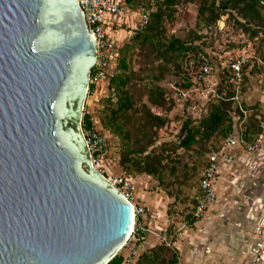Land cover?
Returning a JSON list of instances; mask_svg holds the SVG:
<instances>
[{"label":"water","instance_id":"95a60500","mask_svg":"<svg viewBox=\"0 0 264 264\" xmlns=\"http://www.w3.org/2000/svg\"><path fill=\"white\" fill-rule=\"evenodd\" d=\"M95 60L78 0H0V264H106L132 229L82 131Z\"/></svg>","mask_w":264,"mask_h":264},{"label":"trees","instance_id":"16d2710c","mask_svg":"<svg viewBox=\"0 0 264 264\" xmlns=\"http://www.w3.org/2000/svg\"><path fill=\"white\" fill-rule=\"evenodd\" d=\"M196 0H125L133 11L146 10L148 18L143 26L135 30L129 42L120 48V56L113 76L108 84V95L99 99V119L103 128L118 142L119 167L122 173L147 175L156 182L172 200L167 211L169 218L180 215L184 223L193 226L194 211L200 198V180L209 155L218 151L224 140L235 129L233 113L242 119L240 134L246 143L254 141L263 132L261 123L264 112L258 102L240 103L235 99V90L228 70L223 72L219 92L207 103L205 115L195 121L191 116L183 118L178 141L158 143L157 131L168 123L166 115L157 114L153 107L164 104L174 109L175 100L169 97L163 82L173 77L176 84L189 88L194 84L192 74L201 64V55L208 54V40L223 15L235 32L257 42L255 60L242 65L245 89L250 74L264 68V5L259 0H200L196 28L188 37L178 38L168 33L166 22L173 19L178 5ZM134 55H146L156 68L142 78L145 99H136L132 89L134 79L142 82L140 73L133 68ZM247 63V64H246ZM192 65V67H191ZM248 70V69H247ZM141 72V70L139 71ZM264 76V73L261 74ZM238 91V93L240 92ZM240 106L247 111L246 117ZM143 118V127L134 133L131 129L136 115ZM84 126L91 127V118L85 115ZM192 156V163L185 157ZM169 239L175 229L169 225ZM123 258L116 255L109 264H122ZM176 249L166 243L148 247L136 264H178Z\"/></svg>","mask_w":264,"mask_h":264},{"label":"built area","instance_id":"2783aa9c","mask_svg":"<svg viewBox=\"0 0 264 264\" xmlns=\"http://www.w3.org/2000/svg\"><path fill=\"white\" fill-rule=\"evenodd\" d=\"M259 1L264 5V0ZM78 3L84 17L86 29L94 36L96 48V60L89 74L87 99L93 93L98 92L99 89L108 86L113 76L121 48V43L114 39L113 34L123 27L124 23L121 20V16L129 8L125 0H78ZM134 12L136 13V21L133 26L135 31L140 29L146 22L149 12L146 10ZM228 29L227 16L223 15L214 27V31L225 33ZM231 52L221 56L220 59H223V61L220 63H223L222 69L228 70L231 82L238 93L243 83L242 65L248 61V57L245 55L235 57ZM201 60V66L193 71L194 84L191 89H179L175 85L172 86L175 106L181 118L186 117L190 110H195L198 107L196 102H193L191 107L188 105L190 100H192L191 93L197 89L196 86H201L212 74L218 71V66L210 55L202 54ZM235 99H237V94ZM85 109L84 105L83 111ZM88 112H90L89 109L86 115ZM84 116L83 112V118ZM83 118L82 131L93 167L118 189L133 209V229L116 254L123 257L125 264H130L142 250L147 232L144 224L146 209L140 204L138 197L137 179L139 175L122 173L113 178L106 177L101 165H104L109 157L110 144L108 139L110 135L108 131L98 126L99 122L97 119L91 118V127L87 128L84 126ZM261 127L264 129V122L261 123ZM263 140L264 137L261 133L254 141L246 143L240 132L235 130L224 140L218 151L209 155L200 180V198L194 211V217L197 221L204 219L209 209L217 202L215 184L219 168L221 165L230 166L234 163L233 150L238 146H242L248 153H258L262 151ZM263 257L264 232L261 239L251 247V259L247 264H259ZM109 262L106 264H109Z\"/></svg>","mask_w":264,"mask_h":264},{"label":"crops","instance_id":"0c3cea01","mask_svg":"<svg viewBox=\"0 0 264 264\" xmlns=\"http://www.w3.org/2000/svg\"><path fill=\"white\" fill-rule=\"evenodd\" d=\"M121 20L125 27L115 32L113 37L122 44L134 31L136 13L128 9ZM125 28L127 31H124ZM245 51L246 48L242 50L243 54ZM257 78L264 87V76ZM106 95L108 86L93 93L87 102L90 110L87 115L97 119L98 126L102 128L99 114L96 113V102ZM254 102H258L264 112V88ZM262 134L264 137V129ZM233 154L234 163L219 168L215 184L217 202L204 219L195 222L187 231L184 241L176 246L178 264H247L251 259V247L264 232V140L262 151L258 153H248L238 146ZM146 178L147 175H142L137 179L140 204L150 215L144 222L147 231L144 249L159 242V230L166 224L164 207L171 200L164 192L145 189L150 177ZM122 264H125L124 260ZM259 264H264V257Z\"/></svg>","mask_w":264,"mask_h":264},{"label":"rangeland","instance_id":"374dc122","mask_svg":"<svg viewBox=\"0 0 264 264\" xmlns=\"http://www.w3.org/2000/svg\"><path fill=\"white\" fill-rule=\"evenodd\" d=\"M199 3L200 0H196L193 3H181L180 5H178L174 18L169 19L166 22V27L170 35H174L178 38H185L188 37L191 34V32L195 30ZM124 27L125 26H123L122 28ZM228 27L229 29L225 33H219L213 31V33L210 34L211 37L208 40L209 44L207 45V48H205L207 50L208 55L212 57V59L215 61V64L218 66V71L212 74L206 82L201 84V86L199 85L196 86L197 89L191 93L192 100H190V104L188 105L189 107H191L193 102H196L198 107L195 110H190L187 116H191L195 121L200 120L201 117L205 115L207 103L210 101V99H213L214 97L223 96V94L219 92L220 90L219 87L224 75L223 72L225 70L222 69L223 63L220 62L223 61V59L221 60L220 57L232 51L231 53L235 57L240 55H246L248 57V60H252V61L255 60L257 42L255 40L247 39L241 32H235L229 24ZM124 31H127L126 28L124 29ZM133 33L134 31H132L131 36L133 35ZM131 36L129 37L128 40L123 42L121 46H123L124 43L129 42L131 40ZM249 47H251V49H248ZM245 48L247 49V51H245L243 54L242 50ZM150 60L151 58H147L146 55H142V56L134 55L133 57V68L136 72L140 73L141 78L147 73H151L152 71L155 70L156 63H151ZM247 69L245 70V73H247L248 75V80L245 85L244 91L242 92L240 90V92L237 93V101L242 102V96H243L244 97L243 101H246L249 105L250 104L252 105L255 103L254 102L255 97L259 94V92L262 91V88H264L262 82H260L261 80L257 78L259 75L264 73V68L262 67L260 69H257L255 72L251 74L249 72L250 67H247ZM140 70L141 72H139ZM172 79L174 78L168 77L163 82H161V84L165 85V87L167 88L169 97H172V95H174V91L172 88L173 85H175V87L179 89H191L193 86L192 85L189 88H185L183 86L176 84L175 82L177 81H174ZM134 82H135L134 83L135 86L132 89V92L134 93L136 99L138 97H142L143 99H145L143 88L140 87V85H142L145 82L144 78H142L141 83L139 82L138 78L134 79ZM90 98L91 97L89 96L85 101L86 109L83 111L85 115L88 111L87 102L90 100ZM96 103H97L96 106L97 114H99V109H100L99 100ZM152 109L155 113L166 115L168 118V123L164 127H162L159 131H157L156 137L158 139V143L161 141H178V133L183 118L179 116L177 107L174 105V109L169 110L168 108H166L164 104L162 107H158V108L153 107ZM240 109L243 115L246 117L247 111L245 110V107L240 106ZM233 119L235 122V129L240 131L242 125V121H241L242 119H240V117L238 115H235L234 113H233ZM133 123L134 125L132 126L131 129L133 130L134 133H137V130H140L143 127L142 116L140 114L136 115ZM108 141L110 144L109 157L106 159L105 164L101 166L106 177L113 178L117 175L122 174V170L119 167L118 142L111 135L109 136ZM185 159L187 162L190 163H192L193 161V158L190 155L186 156ZM140 176L142 175H139V177ZM141 183L143 184L144 182L142 181ZM145 185H146L145 189H150L153 190L154 192L157 191L163 192L160 188L156 186V182L151 178H149V183H146ZM166 197L169 196L166 195ZM170 202H167L164 207L166 213V224H164L163 228L159 230L158 236L160 240L157 244L166 243L168 247L177 250L176 246H178L182 241H184L188 233L187 231H189V229H191L192 226L186 225L184 223V220L181 217H179L180 215H174L172 218L168 217L167 211L170 208ZM147 217H150L149 212H146L144 222L147 220ZM169 225H172V227L175 229L174 234H172V236L170 237L171 239H169L168 236ZM146 249L143 248L140 251L139 255L130 264H136L140 256Z\"/></svg>","mask_w":264,"mask_h":264},{"label":"bare ground","instance_id":"6f19581e","mask_svg":"<svg viewBox=\"0 0 264 264\" xmlns=\"http://www.w3.org/2000/svg\"><path fill=\"white\" fill-rule=\"evenodd\" d=\"M132 229H133V225H132ZM132 229H131V231H132ZM131 231H130V233H131ZM130 233L127 235V237H129ZM127 237L125 238V240L127 239Z\"/></svg>","mask_w":264,"mask_h":264},{"label":"flooded vegetation","instance_id":"af4514ba","mask_svg":"<svg viewBox=\"0 0 264 264\" xmlns=\"http://www.w3.org/2000/svg\"><path fill=\"white\" fill-rule=\"evenodd\" d=\"M90 72H91V69H90V71H89V74H90Z\"/></svg>","mask_w":264,"mask_h":264}]
</instances>
